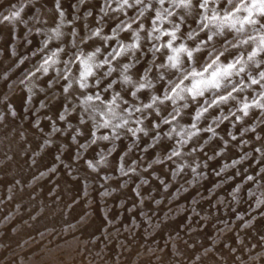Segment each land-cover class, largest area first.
<instances>
[{"label": "rangeland", "instance_id": "1", "mask_svg": "<svg viewBox=\"0 0 264 264\" xmlns=\"http://www.w3.org/2000/svg\"><path fill=\"white\" fill-rule=\"evenodd\" d=\"M41 1L42 0H0V41H2L5 45L3 48H0V61L3 63L8 60L6 64L3 63V65H6L5 70L0 71V84L6 83L8 77H10V79H12L10 84L13 86H11L13 89L10 87L8 92L10 94H14L18 89L19 84L25 80L26 76L36 74V72L38 73L42 70L43 63L51 60V64L47 66L48 71H43L47 74L46 77H44L42 81L35 83L33 85L34 87L31 86L28 90H26L25 93L20 96V98H17L15 102H17L18 107L21 108V110H19V120L24 118V121L21 120V122H26L28 129L30 130L31 137L33 139L46 138L47 143L44 145L43 150H46V153L48 154V163H50L49 166L59 165L60 167V170L53 171L54 174L52 173V175H49L47 177L48 180L46 179V181L51 182L54 176L61 174V179H64V182L61 184L64 191L58 190L56 193L60 196H65L73 192L75 193L73 196H77V198L74 201L76 203L73 202L70 205H66L64 209L62 208L58 211L59 224H57V221L55 223L56 216L58 215H55L54 219H51L54 220V222H52L53 224L48 225L40 223L42 214L40 216L38 215L39 218L37 217V221H32V217L30 218V216L27 215L28 217L25 216L22 219V228H15L14 226L18 224L17 220L20 219L19 217L21 213L25 210H29L31 204H28L29 202H25V204L21 207V204H15L16 202L18 203L19 196L10 197L8 195L2 196L0 194L1 233L7 228L12 229L10 234H7L6 237L0 239V245L9 246L10 254H17L28 248L32 243H37L38 241L40 243L38 248L39 253H37L38 250L36 251V255H39L38 257L33 256L32 258V256L29 255L27 256L28 258L26 257L23 262L18 264H96L97 260L100 259L103 254V247H106L108 250L116 249V252L118 253H121L120 250L122 249L123 254L121 255L122 258L125 259L128 255L133 253L136 258L139 257V259H141L139 261H146L144 263L149 264V262L153 259L147 256L150 251H152L153 247L147 246V243L150 241L152 235H155L158 232V229L154 228V225L152 226L150 223V220L153 218L172 226L179 227V229L177 228L179 231L186 229L190 232L195 229L194 223H196L197 220L203 216L202 214H205L208 209L213 212V215L218 214L219 216L214 215L215 219H210L206 223L205 229L208 230H210L214 224L220 223L219 220H226V222L230 221L228 223L234 225L237 224V222L240 224V221L243 220L253 219L256 218V216L259 217V215L264 216V199L262 204H257V196H255L253 192L251 193V185L247 188L248 190H245L246 192H241V196L236 193L237 190L235 189L237 188L240 180L247 178V176L245 178L244 176L246 172L250 171L248 170L250 169L248 165L249 161H251V164L254 162L252 166H255L253 169L255 171H252V173L259 175L260 172H264V79H261L259 74L264 68V44L260 43L262 38H264V34H262V36L259 35L260 39L255 42L253 41V43H251L252 45H249V48L247 46H243L248 45V43H243V41L247 40L248 34H246L245 31H243L242 34L238 33L239 26L243 28L245 24H242L241 21H244L245 17H248L249 15H253V18L251 17L253 26H257L264 21V14H261L258 8H255L256 10H252L251 14H249V12H244L241 9V6L245 4L246 0H231L233 3L229 2V0H207L206 4L205 0H191L192 3L188 5V11L183 13L188 6H182L180 0H140V2H137V0H128V4L126 5L124 0H108L110 3L107 2V0H93L94 2L92 0H60L61 4L70 9V13L71 11L72 14L74 13L76 19L64 24L65 26H58L55 25L52 18H45L46 12H50L49 9H54L52 6L50 7L47 4L54 3L56 0L42 1L46 3H42ZM103 1L104 4L106 3L105 5L103 4ZM114 2L117 6H114ZM16 5H18V8ZM201 5L204 6L202 7ZM206 7H208L207 16L204 14L205 11H207ZM20 8L21 17H12V13L15 9L18 10ZM129 8L130 10H128ZM102 9L104 12L108 11L114 14L108 17L102 16V24H105L104 28L108 29L109 25L113 23V29L115 30L114 33H117L113 34L111 33L112 30H109L106 32L103 40L98 42L96 37V43H92L90 40L91 30L89 29L90 27L87 28L89 23L88 20L93 16L99 17L103 13ZM237 9H239V11H237ZM91 10L92 12L89 13ZM219 10L223 12L226 11L225 13L228 16L231 14V18L233 17L234 21L229 19V24L225 26V23L227 24L228 22L222 20L223 22H221L220 25L212 27V17L216 16L217 11ZM134 11L136 13H134ZM146 11L149 13L147 19L149 21L146 23L147 25L142 47H135L136 49L133 47L130 48L133 44H129L127 48L128 51H126L125 56L127 58H132L135 66L139 67L141 65L145 74L149 77L151 75L150 78L153 79V77H157L154 79L157 83L154 80L153 82L141 81L140 83L141 85H144V87L140 88L137 83L134 82V79H132L133 75L131 74H133L134 71H130L129 76L131 75L130 77L133 81L132 83H129L130 85L127 89L128 96L124 97L125 106H121L122 110L119 111L117 109H111L110 112H107L111 115V118H108V116L105 115L106 113H102L97 109H91L89 111L91 112L90 116H88V118L83 122L73 123L71 120L66 121L64 117L60 115L63 113L52 107V100L60 96L63 101L67 100V98L73 100L67 105L68 107H65V114L67 117L73 114L76 110L75 106L77 104V95L75 93L74 85L71 84L74 83V80L69 81V75L72 70L73 72L74 70H77L74 69L75 67L73 63L87 55L89 52L88 47L90 46V43H92L93 45H91L90 51H92V56L94 58L92 65L95 75L87 79V88L81 89L80 86H78V89L85 92L89 87H94L93 89L95 90L98 88V92H103V81L107 78L117 85L120 81V76L117 74L118 69L116 67L120 62H122L121 60L124 59V56L115 55L118 53L117 50H119V48L117 49L116 47L118 44L116 39H119L122 30L125 29L127 18H131L132 22L136 23L143 17V14ZM5 17H8L10 20L5 19ZM158 17L160 18V21ZM11 18L14 19L12 20ZM35 18H38L39 21L35 20ZM5 21H9V24L6 25ZM230 22H233L235 26L233 27L231 25L233 23L230 24ZM67 24L70 25L67 26ZM123 26L124 28H121ZM49 28H54L53 34H59V37H63L62 41L60 40L61 53L58 55L55 54L56 52H51L50 50L49 52L45 48V46L49 43V36L45 31ZM74 28L76 29L74 30ZM16 29L18 32L15 31ZM174 31H176L175 40L177 43L183 41V46L187 45L186 42H191L197 36V38L204 36L207 39L205 41L206 45L201 47L200 45L190 48L185 46L193 52V57L189 59L186 53H180V64L178 68H172L170 66L168 57L174 55V53L173 51L171 52L169 48H166V45L171 39V36L169 35L166 37V33H172ZM14 34H16V36H13ZM211 34H221V37L220 35L219 37L218 35L216 36V39L219 38L218 42L221 44H218L217 40L212 41L210 39V42L208 37L211 36ZM214 35H212V37ZM41 37L45 38L43 39ZM189 37H191V39ZM12 42H14V46H12ZM205 42H203V44H205ZM258 43L261 45L259 46ZM211 44H213V46L216 44V46L213 47ZM210 46L212 47L209 48ZM195 48L199 49V53ZM217 48L218 51H215ZM246 48H249V50ZM1 49H3V51ZM97 49H100V51L97 52ZM107 53L109 54L108 56ZM253 53H255L254 56ZM218 56L220 59L217 62H220L222 59L220 63L222 65L233 64L239 61L240 63L237 64V69L243 66L244 71L237 74V70L234 69L232 76L229 77L227 81L223 82L224 86L220 89H206L204 91V95L200 97H193L187 91H180V88L187 89L192 87V83L190 86H187V83L182 84V82L180 83L179 81L182 75V77H185V70H192V68L196 66L199 61H201V57L202 59H205L203 60L205 68H208V65L216 60ZM250 56H252L251 60L249 59ZM52 61H55V63H52ZM130 66H132L131 63ZM214 67L215 65H213V68ZM208 70L211 72L213 69L208 68ZM79 73L80 72L77 73L78 76ZM53 75L57 76V80L61 86L65 85L67 81L71 83L66 91H61L62 95L58 89L51 88L49 89L50 92L48 93V96H46L44 94L46 93V88L52 86L49 76L52 77ZM208 75L209 72L203 78H206ZM253 79L257 80L258 83L252 84ZM177 84H180V88H176ZM135 87H137V89ZM222 88L224 90H222ZM233 88H235V91H233ZM33 89L35 90L33 91ZM173 89H175V92ZM30 92H33V96ZM131 92L138 94L137 97H130ZM229 92H231V97L227 101L220 102V95L227 96ZM239 92L241 94L237 95ZM242 92L245 93L242 94ZM151 93L156 95L155 100L154 98L149 99L152 95ZM176 93H179V96ZM40 95L42 97L44 96V98ZM166 96H170L172 99L166 100ZM180 96H182L183 99L192 97L191 99L193 100L195 106L194 108L188 109L190 112L189 117L185 116L186 113L184 112V110H187L186 100H180ZM152 97L154 96L152 95ZM199 98H201L202 102L205 104H201V101H198ZM36 99H38V106L35 108L34 104H37ZM132 100L139 103L138 110L141 113L136 112L135 109L126 108V106L131 107L130 103ZM91 101L94 102V100ZM181 101H183V103ZM111 102H101V104L105 105L107 103L110 106ZM149 104L152 105L151 108L146 107V105ZM245 104L249 106L246 110V114L243 110ZM24 108L25 112L27 111L26 113L24 112ZM205 109H207V111H204ZM129 110H132V112ZM198 111L203 112L202 115L199 116V119L197 118ZM40 113L43 115L41 116ZM101 113L104 114L105 117H103ZM21 114H24L23 118H21ZM139 115H142V118ZM144 115H146L147 118ZM123 117L125 119H123ZM122 120L124 122L123 124L122 122L120 123ZM138 121L141 123H138ZM165 121L168 123H165ZM132 122H135L136 124H133ZM130 123L132 126H130ZM92 124H94V126H92ZM34 125L36 128L33 127ZM121 132H123V134H121ZM104 136H107L108 139L104 140L102 138ZM261 136L263 138H261ZM183 140L185 142H183ZM96 142L99 145L97 147L95 146ZM103 150H107L105 152L106 154H103ZM177 154L178 157H176ZM260 156L263 161L259 162L253 160L255 157V159H258ZM63 171L66 172L65 175ZM198 175L201 176L197 178ZM236 178L237 182H235ZM70 180L72 185L69 184ZM32 181L35 185L37 183H42L44 180L39 176L33 175ZM226 184L229 185V189L225 193V195L228 193L226 195L227 198L223 199L220 194H223L222 190L225 189L224 186ZM238 196L239 199L237 200ZM234 197L238 204L235 199L233 200ZM21 198L22 197L20 196L19 200ZM251 198L252 200L249 201ZM242 201L243 203L248 201L250 202V204L247 203V205L249 204L248 207L247 205H244L247 212L244 209L245 207L240 208L239 206ZM251 204L252 206H250ZM54 205V203L50 204L51 208H54ZM252 207H255V209ZM176 208L177 211L180 210V213L173 212ZM108 209H110V212ZM108 212L109 216H107ZM231 212L232 215H230ZM255 212H257V215ZM66 214L70 216L66 218L67 220L64 218ZM90 214H97L95 215L94 221L92 217L93 215L91 216ZM228 214L230 216H228ZM246 214L249 219L246 217ZM223 215L225 219L224 217H221ZM238 215H244V219H240ZM227 216L230 217V219ZM237 216V220L239 219L238 221L236 220ZM77 217L80 219L78 220ZM43 218L44 216L41 219ZM126 221L128 224H126ZM87 224L89 226H87ZM242 224L244 225V223ZM63 227L73 228L71 234L67 235L70 239L67 238V236H64L66 231H62ZM87 227H90L91 230ZM244 227L245 226H243L244 230L250 229V227ZM14 229H16V231ZM159 231L161 232V229ZM88 232L89 234L94 235L89 244H86V247L83 245L85 248L81 246L76 249L72 244V239L78 238V235L79 237L82 235H88ZM119 234H122L121 239L123 240L117 238ZM1 235L4 236L3 233ZM104 236L106 238L103 240L102 237L104 238ZM221 237L223 236H219V238L217 237V241L221 242ZM119 240H121V243H119ZM60 246H62V249ZM54 247L56 248L54 249ZM85 249L90 250L84 258L82 253ZM51 250H57L54 254L57 253L56 256L59 255L61 261L58 256L56 258L53 253H51ZM68 250H71V252ZM43 252H46L48 255L46 253L44 255ZM63 252H66V254ZM142 256H146L150 261H147V259ZM118 259L121 258L118 257ZM58 260L59 262H57ZM134 260L135 259H133V262ZM133 262L131 261V264H133ZM152 262L155 263V261H151L150 263ZM103 264H108V262H104Z\"/></svg>", "mask_w": 264, "mask_h": 264}, {"label": "bare ground", "instance_id": "2", "mask_svg": "<svg viewBox=\"0 0 264 264\" xmlns=\"http://www.w3.org/2000/svg\"><path fill=\"white\" fill-rule=\"evenodd\" d=\"M11 1V0H9ZM13 1V0H12ZM44 1V0H42ZM41 1V2H42ZM46 1H49V0H46ZM52 1V0H50ZM91 1V0H90ZM93 1V0H92ZM146 1V0H145ZM153 1V0H152ZM168 1V0H167ZM209 1V0H208ZM36 2V1H35ZM61 1L60 0H56L54 3H50V4H47L49 5L50 7L52 6L54 9H49L50 12H46L45 14V18L47 19H50L52 18L55 25H58V26H61V25H64L66 23H69V21H72L73 19H76V17L74 16V13L72 14V11L70 13V9H68V7H66L65 5L61 4L60 3ZM94 2V1H93ZM107 2H109L107 0ZM255 2V0H246L245 4H243L241 6V9L245 12V9L250 7L253 3ZM37 3V2H36ZM42 3H46V2H42ZM110 3V2H109ZM192 3V2H191ZM233 3V2H231ZM73 4V3H71ZM101 4V3H100ZM103 4H104V1H103ZM102 4V5H103ZM106 4V3H105ZM104 4V5H105ZM124 4V3H123ZM170 4V3H169ZM194 4V3H193ZM221 4V3H220ZM219 4V5H220ZM115 2H114V6H115ZM126 5V4H125ZM143 5V4H142ZM231 5V4H230ZM17 8H18V5H16ZM38 6V5H37ZM36 6V7H37ZM108 6V5H107ZM117 6V5H116ZM129 6V5H128ZM127 6V7H128ZM148 6V5H147ZM162 6V5H161ZM165 6V5H164ZM208 6V5H207ZM221 6V5H220ZM219 6V7H220ZM48 7V6H47ZM74 7V6H73ZM76 7V6H75ZM120 7V6H119ZM218 7V6H217ZM233 7V6H232ZM38 8V7H37ZM101 8V7H100ZM103 8V7H102ZM188 8L189 6L185 9V11L183 13H186L188 11ZM207 8V11H205V15L207 16L208 15V7ZM110 9V8H109ZM121 9V8H120ZM149 9V8H148ZM168 9V8H167ZM182 9V8H180ZM220 9V8H219ZM232 9V8H231ZM257 9V8H256ZM256 9H253V10H256ZM86 10V9H85ZM103 10V9H102ZM130 10V8L128 9ZM144 10V9H143ZM142 10V11H143ZM190 10V9H189ZM16 11H19L21 13V8L20 9H15L14 12ZM84 11V10H83ZM161 11V10H160ZM193 11V10H192ZM92 10L89 12L91 13ZM119 12V11H118ZM133 12V11H132ZM144 12V11H143ZM165 12V11H164ZM163 12V13H164ZM180 12V11H179ZM190 12V11H189ZM226 12V11H225ZM225 12L223 11H217L216 13V17H218V19L216 20H213L212 21V27L213 26H216V25H220L221 22H223L222 20L224 21H230L232 19V21H234L233 17L230 18V20H225L224 17L227 15ZM23 13V12H22ZM34 13V12H33ZM86 13V11H85ZM101 13V12H99ZM134 13H136L134 11ZM142 13V12H141ZM31 14V13H30ZM57 14V15H56ZM79 14V13H78ZM96 14V13H95ZM148 11H146L144 14H143V17L139 19L138 22L134 23L132 22L131 18H127L126 19V24H125V29L122 30L121 32V35H117L119 36V39H116V42L118 43L116 45L117 49L119 48V50H117V52H119L121 50V47L123 46L124 48H128V45L129 44H138L139 46L142 47V42H143V39H144V33L146 31V23L149 21L147 20L148 19ZM157 14V13H156ZM248 14V13H246ZM22 15V14H21ZM32 15V14H31ZM90 15V14H89ZM111 15H114L112 14L111 12H104L103 10V13L99 16V17H95L93 16L91 19L89 18L88 20V25H87V28H89L91 30V35H90V40L92 43L95 42V39L97 37L98 39V42L100 40H103L105 38V34L106 32H108L109 30H112L111 33L113 34H116L114 33V29H113V23H111L108 27V29L104 28L105 24L103 25V18L102 16L104 17H108V16H111ZM135 15V14H134ZM159 15V14H158ZM177 15V14H176ZM34 16V14H33ZM42 16V15H41ZM131 16V15H130ZM156 16V15H155ZM173 16V15H172ZM187 16V15H186ZM203 16V15H202ZM228 16V15H227ZM236 16V15H235ZM234 16V17H235ZM21 17V16H20ZM26 17V16H25ZM37 17V16H35ZM40 17V16H39ZM38 17V18H39ZM50 17V18H48ZM55 17V18H54ZM74 17V18H73ZM79 17V16H78ZM77 17V19H78ZM253 18V15L251 16ZM29 18V17H28ZM32 18V17H31ZM38 18L35 20H38ZM44 18V19H45ZM124 18V17H123ZM137 18V17H136ZM159 18V17H158ZM237 18V17H236ZM251 18V19H252ZM12 19V18H11ZM14 19V18H13ZM12 19V20H13ZM17 19V18H16ZM21 19V18H20ZM46 19V20H47ZM51 19V20H52ZM113 19V18H112ZM177 19V18H176ZM10 20V19H8ZM41 20V19H40ZM119 20V19H118ZM124 20V19H123ZM156 20V19H155ZM244 20V19H243ZM18 21V20H17ZM39 21V20H38ZM44 21V20H43ZM52 21V23H53ZM84 21V20H83ZM136 21V20H135ZM159 21H160V18H159ZM175 21V20H173ZM24 22V20H23ZM85 22V21H84ZM87 22V21H86ZM118 22V21H117ZM165 22V21H164ZM13 23V22H12ZM25 23V22H24ZM51 23V22H50ZM121 23V22H120ZM157 23V22H156ZM169 23V22H168ZM173 23V22H172ZM171 23V24H172ZM193 23V22H192ZM225 23V22H224ZM233 23V22H230V24ZM244 26L243 28H241L239 26V29H238V33L239 34H242L243 31L246 32V34H248V38H247V43L248 45H243V46H247L249 47V45L251 46L253 43V41L255 42L256 40L260 39V36H262V34H264V21L260 24H258L257 26H253V22L252 23H247V22H244ZM5 24H9V21H5ZM43 24V23H42ZM76 24V23H75ZM74 24V26H75ZM107 24V23H106ZM229 22L226 24L225 23V26L228 25ZM27 25V24H26ZM33 25V24H32ZM70 25V24H67V26ZM232 25V24H231ZM230 25V26H231ZM238 25V23H237ZM15 26V24H14ZM65 26V25H64ZM77 26V25H76ZM173 26V25H172ZM176 26V24H175ZM174 26V28H175ZM29 27V26H27ZM165 27V26H164ZM168 27V26H167ZM72 28V27H71ZM121 28H124L121 27ZM163 28V27H162ZM170 28V27H169ZM173 28V27H172ZM223 28V27H222ZM39 29V28H38ZM45 29V28H44ZM54 29V28H53ZM53 29L49 28L47 31V34L49 36V43L45 46L46 50L47 51H53V52H56L55 54H59L61 53V44H60V40L62 41V36H58L59 34H53ZM76 28H74L75 30ZM116 29V28H115ZM171 29V28H170ZM229 29V28H228ZM226 29V30H228ZM25 30V29H23ZM119 30V29H118ZM161 30V29H160ZM164 30V29H163ZM230 30V29H229ZM15 31L18 32V30L16 29ZM186 31V30H185ZM78 32V31H76ZM120 32V30H119ZM170 32V31H169ZM176 32V31H174ZM97 33H99V35H97ZM110 33V32H109ZM154 33V32H153ZM162 33V32H161ZM199 33V32H198ZM220 33V32H219ZM157 34V33H156ZM186 34V33H185ZM41 35V34H40ZM46 35V34H44ZM212 35L214 34H211V37ZM218 35V34H217ZM217 35H214L212 37V41L213 40H217V42L219 41V38L216 39ZM220 37H221V34H219ZM218 35V37H219ZM233 35H234V32H233ZM245 35V34H244ZM260 35V36H259ZM13 36H16V34H14ZM19 36V35H17ZM108 36V34H107ZM112 36V35H110ZM161 36V35H160ZM202 36V35H201ZM231 36V35H230ZM27 37V36H26ZM39 37V36H38ZM46 37V36H45ZM44 37V38H45ZM155 37V36H154ZM167 37V35H166ZM198 37V36H197ZM195 38L194 40H192L191 42H186L187 45L185 46H188V48L190 47H193L196 45H200L203 46V45H206V38L204 36L200 37V38ZM17 38V37H15ZM14 38V39H15ZM29 38V37H28ZM43 38V37H41ZM40 38V39H41ZM43 38V39H44ZM160 38V37H158ZM183 38V37H182ZM234 38V37H233ZM109 39V38H108ZM112 39V38H111ZM48 40V39H47ZM168 40V39H167ZM180 40V39H179ZM184 40V39H183ZM232 40V39H231ZM210 41V40H209ZM11 42V40H10ZM26 42V41H25ZM106 42V41H105ZM130 42V43H129ZM169 42L172 43V46L173 48H179L182 44H183V41H181L180 43L176 40H172V38L169 40ZM168 42V43H169ZM203 42H205V44H203ZM208 42V41H207ZM211 42V41H210ZM232 42V41H231ZM242 42V41H241ZM14 42H12V46H14L13 44ZM92 43H90V46L88 47V53L86 56L82 57L81 59L77 60L76 62H74V69H77V70H72V72L70 73L69 75V81L71 80H74V83H71L72 85H74V88H75V93L77 95V104H76V110L73 112V114H71L69 117H67V115L65 114V107L70 103L72 102L73 100L70 99V98H67V100H62L61 99V96L52 100V107L54 109H56L57 111H61V113L63 114H60L64 117V119L66 121H73L74 122H83L84 120H86L88 118V116H90V113L89 112L91 109L94 110V109H97V110H100L102 113H106L105 115L108 116V118L111 116L110 113H107V112H110L111 109H117V110H122L121 106L124 107L125 104H124V97L125 96H128L127 93V89L129 87V83H132V79H134V82L137 83V85L141 88V81H149V82H153V80L157 77H150L147 76L143 70V67L140 65L139 67L135 66L134 62L132 61V58H127L125 55H126V51L123 52L121 55L124 56V59H120L122 62H120L118 64V66L116 67L118 70H117V74H119L120 76V81L117 85H115V83L111 82L108 78L105 79L103 81V89L104 91L101 92V91H97V89H93L91 87L88 88V90H86L85 92L83 90H79L78 89V86L80 84V74L81 72L83 71V65L81 64V61L82 60H85L87 59L89 56H92V51L91 50V45H93ZM96 43V42H95ZM229 43V42H227ZM246 43V44H247ZM261 43V42H260ZM10 44V43H9ZM10 44V45H11ZM38 44V43H37ZM99 44V43H98ZM104 44V43H103ZM121 44V45H120ZM185 44V42H184ZM218 44H221L220 42H218ZM25 45V44H24ZM27 45V44H26ZM213 46V44H211ZM259 45V43H258ZM261 45V44H260ZM259 45V46H260ZM5 45L2 41H0V48H3ZM23 46V45H22ZM100 46V45H99ZM98 46V47H99ZM208 46V45H207ZM212 46H210L209 48H211ZM216 46V44H215ZM213 46V47H215ZM223 46V45H222ZM11 47V46H10ZM63 47V46H62ZM221 47V46H220ZM22 48V47H21ZM27 48V47H26ZM101 48V47H100ZM115 48V47H114ZM131 48V47H130ZM167 48V47H166ZM223 48V47H222ZM250 48V47H249ZM249 48L247 50H249ZM12 49V48H11ZM87 49V48H86ZM136 49V48H135ZM164 49V48H163ZM196 49V48H195ZM224 49V48H223ZM260 49V48H259ZM258 49V50H259ZM3 51V49H1ZM71 50V49H70ZM132 50V49H131ZM146 50V49H145ZM152 50V48H151ZM171 52H172V49H170ZM222 50V49H221ZM255 50V49H254ZM257 50V52H258ZM49 51V52H50ZM94 51V50H93ZM113 51V50H112ZM115 51V50H114ZM128 51V50H127ZM214 51V50H213ZM215 51H218V48L215 50ZM45 52V51H44ZM136 52V51H135ZM139 52V51H138ZM247 52V51H246ZM130 53V51H129ZM199 53V52H198ZM214 53V52H213ZM5 54V53H4ZM49 54V53H48ZM72 54V53H71ZM97 54V53H96ZM110 54V52H109ZM107 53V56L109 55ZM136 54V53H135ZM139 54V53H138ZM163 54V53H162ZM209 54V52H208ZM106 55V54H105ZM116 55V54H115ZM128 55V54H127ZM164 55V54H163ZM206 55V53H205ZM204 55V56H205ZM14 56V55H13ZM145 56V55H144ZM203 56V57H204ZM106 57V56H105ZM135 57V56H134ZM137 57V56H136ZM122 58V57H121ZM195 58V57H194ZM200 58V57H199ZM9 59V58H7ZM17 59V58H16ZM32 59V58H31ZM30 59V60H31ZM69 59H70V56H69ZM107 59V58H106ZM105 59V60H106ZM18 60V59H17ZM94 60V58H93ZM92 60V61H93ZM136 60V59H135ZM196 60V59H195ZM203 60L205 59H202L201 57V61H199L196 66H194L192 68V70H185L186 72V75L188 77V79H184V77L181 76V78L179 79L180 83L182 82V84H185L187 83V86H190L191 83H193L195 80L197 79H201V77H193L191 75V73L193 71H196V72H202L203 73V77L205 75H207V73L210 71L208 70V72L206 73L204 71L205 69V66L203 63ZM222 60V59H221ZM221 60L220 62H217V63H221ZM225 60V58H224ZM223 60V61H224ZM235 60V59H233ZM247 60V59H246ZM8 61V60H7ZM6 61V62H7ZM11 61V60H10ZM13 61V60H12ZM51 60H48V63L46 64L45 62L43 63L42 65V70L39 71L38 73L36 72V74H32V75H29V76H26L25 77V80H23L20 84H19V87L18 89L16 90V92L14 94H10L8 92V89L12 86L10 83H11V80L10 77H8V80L6 83H2L0 84V194L2 196H12V197H15V196H21L22 198L19 200V197H18V203L16 202L15 204L18 205V204H21V207L23 204H25V202H29L28 204H31V207L29 210H25L23 213H21L20 215V219L17 220L18 224L15 225L14 227L15 228H19L21 227V223L23 222V218L25 216H30V218L32 217V221H37V219L39 218V216L42 214V217L44 216L43 219L40 218V223L41 224H44V225H48V224H53L52 222H54V220H51L52 218L54 219V216L55 215H58L56 216V220H55V223L57 221V224H59V214H58V211L61 210L62 208L64 209L66 205H70L72 204L77 196H73L75 193H70L68 195H65V196H60L58 193V190H61V191H64L62 189V186L61 184L64 182V179L62 180L61 179V174H57L56 176H54L52 178V181L51 182H48L46 181L47 177L49 175H52L53 171H59L60 170V167L59 165H55V166H49L50 163H48V154L46 153V150L44 151L43 150V147L44 145L47 143V140L46 138H37V139H33L30 135V130L28 129V126L26 124V122H21V120H23V115L24 114H21L23 119H20L19 120V116H20V111L21 108L18 107V104L16 101L17 98H20V96H22L26 90H28L31 86H33L35 83H37L38 81H42L44 77H46V73L43 72L44 68L51 64L50 62ZM67 61V59H66ZM91 61V63H92ZM107 61V60H106ZM6 62L4 61L3 63L6 64ZM14 62V61H13ZM12 62V63H13ZM69 62V61H68ZM67 62V64H68ZM94 62V61H93ZM132 64V66H130V63ZM3 63L0 61V71H4L5 70V67L6 65H3ZM70 63V62H69ZM101 63V62H100ZM223 63V62H222ZM10 65V64H9ZM12 65V64H11ZM107 65V64H106ZM127 65V67H125ZM222 65V64H221ZM66 66V65H65ZM96 66V64H95ZM191 67V66H190ZM264 67V66H263ZM159 68V67H158ZM64 69V68H63ZM163 70V69H162ZM130 71H134L133 74V77L131 79V75L129 76V73ZM79 73V76L77 75V73ZM94 72V71H93ZM178 72V71H177ZM175 72V73H177ZM259 72V71H258ZM18 73V72H17ZM21 73V72H20ZM184 73V74H185ZM264 73V68L263 70L259 73ZM13 74H14V71H13ZM22 74V73H21ZM205 74V75H204ZM95 75V74H94ZM155 75V74H154ZM244 76V75H243ZM261 76V75H260ZM23 77V76H22ZM125 77H129L127 79L128 82H126L125 80ZM179 77V76H178ZM208 77V76H207ZM206 77V78H207ZM238 77V76H237ZM236 77V78H237ZM16 78V77H15ZM20 78V77H19ZM50 80L52 82V86L51 87H48L46 88L47 90L46 93H44L46 96H48V93L50 92L49 89L53 88V89H58L60 91V94L62 93L61 91L67 89L69 86H70V83L67 81L65 85H60L59 84V81L57 80V76L53 75L52 77H50ZM119 78V77H118ZM104 79V78H103ZM15 80V79H14ZM13 80V81H14ZM22 80V79H21ZM99 80V79H98ZM157 80V79H156ZM261 80V79H260ZM18 81V80H17ZM20 81V80H19ZM155 81V80H154ZM177 81V80H176ZM90 82V81H89ZM94 82V81H93ZM157 83V81H155ZM160 82V81H159ZM234 82V81H233ZM263 82V81H262ZM14 83V82H13ZM91 83V82H90ZM189 83V84H188ZM232 83V82H231ZM59 84V85H58ZM149 84V83H148ZM15 85V84H14ZM99 85V84H98ZM136 85V86H137ZM18 86V85H17ZM88 86V85H87ZM235 86V85H234ZM13 87V86H12ZM11 87V88H12ZM34 87V86H33ZM138 87V88H139ZM87 88V87H86ZM137 89V87H135ZM239 88V87H238ZM13 89V88H12ZM45 89V88H44ZM35 89H33L34 91ZM135 90V89H134ZM222 90H224L222 88ZM44 91V90H43ZM241 91V90H240ZM14 92V91H13ZM12 92V93H13ZM137 92V91H136ZM31 95L33 96V92H30ZM37 93V92H35ZM245 92H242V94H244ZM248 93V91H247ZM28 94V93H27ZM39 94V93H38ZM154 97H152V95L150 96L149 99H153V98H156V95L154 93H151ZM186 94V93H185ZM241 94L240 92L237 94L239 95ZM26 95V94H25ZM62 95V94H61ZM131 96L130 97H137L138 94L136 93H133L131 92L130 94ZM146 95V94H145ZM41 96V95H40ZM58 96V95H57ZM88 96H92V100H94V102H92L91 100L89 101L87 99ZM140 96V95H139ZM138 96V98L140 99V97ZM189 96V95H187ZM27 97V95H26ZM31 97V96H30ZM42 97V96H41ZM200 97V96H199ZM44 98V96L42 97ZM63 98V97H62ZM192 97H188V98H185V99H180V100H186V105H187V110L190 109V108H194L195 104L193 102V100L191 99ZM132 99V98H131ZM27 100V99H26ZM51 100V99H50ZM205 100V99H203ZM31 101V100H30ZM37 101V104L35 103V108L38 106V99H36ZM44 101V100H43ZM42 101V102H43ZM111 102L110 106L109 104H105V105H102L101 102L105 103V102ZM198 101H201V104H205L202 102L201 98H199ZM198 101H197V104H198ZM207 101V99H206ZM33 102V101H31ZM47 102V101H46ZM90 102V103H89ZM141 102V101H140ZM183 103V101H181ZM51 103V101H50ZM49 103V104H50ZM151 103V102H150ZM167 103V102H166ZM178 103V101H177ZM33 104V103H32ZM42 104V103H41ZM48 104V105H49ZM142 104V103H141ZM165 104V103H164ZM179 104V103H178ZM26 105V104H25ZM46 105V104H45ZM124 105V106H123ZM131 107H127L126 108H129V109H135L136 112H140L138 110V105L139 103H136L135 101H131L130 103ZM176 105V104H175ZM41 106V105H39ZM25 107V106H24ZM68 107V106H67ZM110 107V108H109ZM186 107V106H185ZM184 107V108H185ZM34 108V107H33ZM51 108V107H50ZM179 108V106H178ZM201 108V107H200ZM34 110V109H32ZM39 110V108H38ZM184 110V112L186 113L185 116H190V112L189 110ZM53 111V110H52ZM116 111V110H115ZM128 111V110H127ZM130 111V110H129ZM180 111V109H179ZM24 112H25V108H24ZM27 112V111H26ZM25 112V113H26ZM34 112V111H33ZM37 112V110H36ZM93 112V111H92ZM125 112V111H124ZM132 112V110L130 111ZM134 112V111H133ZM148 112V111H147ZM189 112V113H188ZM43 113V112H42ZM52 113V112H51ZM71 113V112H70ZM97 113V112H96ZM101 113V114H102ZM141 113V112H140ZM203 112H199L198 111V114L199 116L202 115ZM34 114V113H33ZM37 114V113H36ZM41 114V113H40ZM46 114V113H45ZM68 114V113H67ZM99 114V113H98ZM138 114V113H137ZM29 115V114H28ZM43 114H41L42 116ZM103 117H105L104 114H102ZM133 115V114H131ZM147 115V114H146ZM146 115H144L146 117ZM92 116V115H91ZM115 116V115H114ZM140 116V115H139ZM142 116V115H141ZM140 116V117H141ZM184 116V115H183ZM27 117V116H26ZM39 117V116H38ZM138 117V118H140ZM144 117V118H145ZM221 117V116H220ZM224 117V116H223ZM61 118V117H60ZM107 118V117H106ZM107 118V120H108ZM111 118V117H110ZM113 118V116H112ZM142 118V117H141ZM147 118V117H146ZM219 118V117H218ZM225 118V117H224ZM26 119V118H25ZM34 119V118H33ZM32 119V120H33ZM100 119V118H98ZM116 119V118H115ZM123 119H125L123 117ZM134 119V118H133ZM37 120V119H36ZM105 120V119H104ZM111 120V119H110ZM215 120V119H214ZM221 120V118H220ZM24 121V120H23ZM114 121V120H113ZM117 121V120H116ZM126 121V120H125ZM128 121V120H127ZM140 121V120H139ZM138 123H141L139 122ZM142 121V120H141ZM104 122V121H103ZM110 122V121H109ZM122 122V124L124 123L123 120L120 121V123ZM20 123V124H19ZM39 123V122H38ZM118 123H119V119H118ZM133 123V122H132ZM135 123V122H134ZM133 123V124H134ZM107 124V122H106ZM131 124V123H130ZM136 124V123H135ZM193 124H194V121H193ZM38 125V124H37ZM50 125V124H49ZM60 125V124H59ZM66 125V124H65ZM102 125V124H101ZM121 125V124H120ZM139 125V124H138ZM39 126V125H38ZM92 126H94V124H92ZM104 126V125H103ZM123 126V125H122ZM132 126V124L130 125ZM34 128H36V126L34 125L33 126ZM101 127V126H100ZM38 128V127H37ZM138 128V127H137ZM142 128V127H141ZM74 129V128H73ZM255 129V128H254ZM117 130V129H116ZM138 130V129H137ZM264 132V131H263ZM262 132V134H263ZM55 134V133H54ZM71 134V133H70ZM121 134H123V132H121ZM187 135V134H185ZM264 135V134H263ZM262 135V136H263ZM261 136V138H263ZM79 137V136H78ZM120 137V136H119ZM183 137V136H182ZM184 138V137H183ZM50 140V139H49ZM54 140V139H53ZM90 141V140H89ZM190 141V140H189ZM232 141V140H231ZM183 142H185L183 140ZM187 142V141H186ZM49 143V142H48ZM181 143V142H180ZM51 144V143H50ZM48 144V145H50ZM96 147L99 146L98 143L96 142L95 143ZM117 144V143H116ZM80 145V144H79ZM187 145V144H186ZM256 145V144H255ZM181 146V145H180ZM254 146V145H252ZM176 147V146H175ZM179 147V146H178ZM255 147V146H254ZM178 149V148H177ZM107 150H103V154H106ZM120 151V150H119ZM176 153V152H175ZM174 153V154H175ZM181 153V151H180ZM163 154V153H162ZM229 154V153H228ZM119 155V154H118ZM230 155V154H229ZM109 157V156H108ZM173 157V156H172ZM171 157V158H172ZM176 157H178V154L176 155ZM258 157V155H257ZM256 158V157H255ZM253 159V160H256V161H263L262 157L260 156L258 159ZM112 159V158H111ZM236 159V158H235ZM241 161V160H240ZM91 162V161H90ZM89 162V163H90ZM248 162V161H247ZM257 164H259L258 162H256ZM237 164V163H236ZM246 164V163H245ZM254 164V162H252L251 164V161L248 162V165H249V168L248 172L245 173V176L244 178L247 176L246 179H243V180H240L238 183V186L237 188H235L237 191L236 193L240 196H241V192L245 191L248 187H250L251 189V193L253 192V194L255 196H257V204H262L263 202V199H264V172H260L259 175H256L255 173H252V171L254 172L255 170H253L255 168V166L253 167L252 165ZM256 165V164H255ZM263 165V163H262ZM49 168H47V167ZM251 166H252V170H251ZM259 167V166H258ZM241 169V168H240ZM246 170H247V167H246ZM264 170V169H263ZM261 170V171H263ZM244 171V170H243ZM242 171V172H243ZM258 172V171H257ZM64 175L66 174V172H64ZM248 173V174H247ZM54 174V173H53ZM179 174V173H178ZM258 174V173H257ZM35 175V176H39L40 178H42L44 181L42 183H37L34 185V182L32 181V176ZM63 175V174H62ZM256 175V176H255ZM201 176V175H198L197 178ZM48 180V179H47ZM237 182V178H236V181ZM69 183V181H68ZM71 184V180H70V183ZM72 185V184H71ZM66 186V185H65ZM225 189L222 190L223 194H220L221 198L223 199H226V194L225 193L227 192V190L229 189V185L226 184L225 186ZM83 188V187H82ZM217 188V187H216ZM215 188V190H216ZM73 189V188H72ZM143 189V187H142ZM248 190V189H247ZM143 191V190H142ZM67 192V191H66ZM220 192V190H219ZM221 192V193H222ZM246 192V191H245ZM77 193V192H76ZM213 193V192H211ZM250 193V194H251ZM145 194V193H144ZM170 194V193H169ZM246 194V193H245ZM64 195V194H63ZM77 195V194H76ZM79 195V194H78ZM80 196V195H79ZM78 196V198H79ZM229 196V195H228ZM9 198V197H8ZM103 198V197H102ZM165 198V197H164ZM202 198V196H201ZM85 199V198H83ZM154 199V198H153ZM156 199V198H155ZM169 199V198H168ZM235 199V197L233 198V200ZM239 199V196L237 198V200ZM7 200V199H6ZM5 200V201H6ZM236 200V199H235ZM237 200H236V203H237ZM243 200V199H242ZM246 200V199H245ZM244 200V201H245ZM252 198L249 200L251 201ZM214 201V200H213ZM228 201V200H227ZM246 202V203H242L239 205L240 208H244L245 206L244 205H247V203L250 204V202ZM13 202V201H12ZM196 202V201H195ZM54 203V208H51L50 204ZM76 203V202H74ZM191 203V202H190ZM197 203V202H196ZM256 203V202H255ZM5 204V203H4ZM87 204V203H86ZM179 204V202H178ZM184 204V203H183ZM208 204V203H207ZM206 204V205H207ZM210 204V203H209ZM238 204V203H237ZM248 204V205H249ZM99 205V204H98ZM191 205V204H190ZM213 205V204H212ZM247 205V207H248ZM11 206V205H9ZM14 206V205H13ZM74 206V205H73ZM179 206V205H177ZM252 206V204L250 205ZM249 206V208H250ZM254 206V205H253ZM161 207V206H160ZM180 207V206H179ZM190 207V206H189ZM194 207V206H193ZM204 207V206H203ZM232 207V206H231ZM257 207V206H255ZM255 207H252L255 209ZM10 208V207H9ZM163 208V207H162ZM239 208V207H238ZM23 209V208H22ZM159 209V208H158ZM179 209V208H178ZM182 209V208H181ZM187 209V208H186ZM202 209V207H201ZM208 209V208H207ZM245 211H246V207L244 208ZM259 209V208H258ZM263 209V208H262ZM70 210V209H69ZM172 210V209H171ZM183 210V209H182ZM181 210V211H182ZM197 210V209H196ZM215 210V209H214ZM220 210V209H219ZM248 210V209H247ZM253 210V209H252ZM252 210H249V211H252ZM257 210V209H256ZM255 210V211H256ZM71 211V210H70ZM108 211L110 212V209H108ZM180 211V210H179ZM177 211V208L175 211L173 212H179ZM192 211V210H191ZM195 211V210H194ZM209 211V212H208ZM208 211L206 210V213L202 214L201 218L197 220L195 224V229L194 230H191L190 232H188L186 229H184L183 231H179V227H175V226H172L170 224H167V223H164L162 221H159L157 219H152L150 220V223L151 225L153 226L154 225V228H157L158 229V232L157 234L155 235H152L150 241L147 243V246H151L153 247L152 248V251H150V253L148 254L147 257L153 259L151 261H155V263H150L151 261L147 259L146 256H142L143 258L145 257L147 259V261H150L149 264H264V216L262 215H259V217L256 216V218H253V219H249L247 217V214H246V217L249 219V220H243V221H240V224L237 222V218L238 216L236 217V220H234L235 222H237V224H230L228 222L230 221H227L224 220V221H220V223L218 224H214L210 230L208 229H205V225L206 223L210 220V219H215L214 214L213 215V212L210 211L208 209ZM218 211V210H217ZM264 211V210H263ZM82 212V211H81ZM105 212V211H103ZM109 212L107 214V216H109ZM155 212V211H154ZM215 212V211H214ZM220 212V211H219ZM230 212V211H229ZM228 212V213H229ZM247 212V211H246ZM254 212V210H253ZM252 212V213H253ZM89 213V212H88ZM157 213V212H156ZM180 213V212H179ZM194 213V212H192ZM216 213V212H215ZM238 213V212H237ZM236 213V214H237ZM251 213V214H252ZM20 214V213H19ZM87 214V213H86ZM169 214V213H168ZM239 214V213H238ZM244 214V213H243ZM255 214L257 215V212H255ZM39 215V216H38ZM85 215V214H84ZM91 215V214H90ZM89 215V216H90ZM93 215V216H92ZM91 216L93 217V221L95 219V215L97 214H92ZM103 215V214H102ZM155 215V214H154ZM167 215V214H166ZM232 215V212L231 214ZM228 214V216H230ZM235 215V214H234ZM245 215V214H244ZM239 216L240 219H244L243 216ZM10 216V214H9ZM27 216V217H28ZM80 216V215H79ZM218 216V214L216 215ZM227 216V217H228ZM249 216V215H248ZM26 217V218H27ZM38 217V218H37ZM70 217L68 214L65 215V219ZM83 217V216H82ZM219 217V216H218ZM221 217H224L221 216ZM226 217V218H227ZM233 217V216H232ZM242 217V218H241ZM250 217V216H249ZM63 218V219H64ZM73 218V216H72ZM78 220L80 219L79 217H77ZM85 218V217H83ZM99 218V217H98ZM105 218V217H104ZM142 218V217H141ZM230 219V217H228ZM9 219V218H8ZM74 219V218H73ZM91 219V217H90ZM139 219V218H138ZM137 219V220H138ZM144 219V218H143ZM218 219V218H216ZM225 219V217H224ZM257 219V220H255ZM27 220V219H26ZM30 220V219H29ZM67 220V219H66ZM86 220V219H85ZM105 220V219H104ZM134 220V219H133ZM136 220V221H137ZM185 220V219H184ZM228 220V219H227ZM28 221V220H27ZM84 221V220H83ZM101 221V220H100ZM129 221V220H128ZM132 221V219H131ZM218 221V222H219ZM232 221V220H231ZM6 222V221H5ZM16 222V223H17ZM39 222V221H38ZM97 222V221H96ZM127 222V221H126ZM125 222V223H126ZM133 222V221H132ZM162 222V223H160ZM182 222V221H181ZM217 222V221H216ZM244 223V225L242 223ZM90 223V222H88ZM118 223V222H117ZM135 223V222H134ZM164 223V224H163ZM174 223V222H173ZM27 224V223H26ZM77 224V223H76ZM86 224V223H85ZM84 224V225H85ZM91 224V223H90ZM94 224V223H93ZM98 224V223H97ZM122 224V222H121ZM128 224V222L126 223ZM130 224V223H129ZM184 224H187V223H184ZM29 225V224H28ZM39 225V224H38ZM96 225V223H95ZM123 225V224H122ZM132 225V224H131ZM174 225V224H173ZM175 225H176V222H175ZM24 226V225H23ZM78 226H79V223H78ZM87 226H89L87 224ZM93 226V225H92ZM130 226V225H129ZM179 226V224H178ZM243 226H247V227H250V229L248 230H244L243 229ZM26 227V226H25ZM29 227V226H28ZM41 227V226H40ZM56 227V226H54ZM86 227V226H85ZM97 227V226H96ZM99 227V226H98ZM122 227V226H121ZM124 227V226H123ZM169 227V228H168ZM183 227V226H182ZM181 227V228H182ZM244 227V228H245ZM2 228V227H1ZM0 228V239H3L4 237L7 236V234H10L11 233V230L12 229H5L2 233L4 234V236H2L1 234V231L2 229ZM13 228V227H12ZM22 228V227H21ZM42 228V227H41ZM49 228V227H48ZM90 229V227H87ZM131 228V227H130ZM129 228V229H130ZM178 228V229H177ZM61 229V227H60ZM76 229V228H75ZM81 229V228H80ZM98 229V228H97ZM102 229V228H101ZM161 229V232L159 231ZM189 229V228H188ZM243 229V230H242ZM16 231V229H14ZM46 230V229H45ZM84 230V229H83ZM86 230V229H85ZM91 230V229H90ZM95 230V229H94ZM14 231V232H15ZM62 231H66L65 232V235L64 236H67L68 234H71V232L73 231V228L71 227H67V228H62ZM77 231V230H76ZM93 231V230H92ZM130 231V230H129ZM20 232V231H19ZM59 232V230H58ZM91 232V231H90ZM102 232V231H101ZM78 233V232H77ZM84 233V232H83ZM93 233V232H92ZM108 233V232H107ZM74 234V233H72ZM95 234V233H94ZM132 234V233H131ZM51 235V234H50ZM96 235V234H95ZM104 235V234H103ZM121 235L122 234H119L117 236V238L121 239ZM43 236V235H42ZM74 236V235H73ZM93 234H89L88 232V235H82L81 237H79L78 235V238L76 239H72L73 242L72 244L74 245V247L77 249L80 248L81 246H85L86 244H89L90 240L93 238ZM219 236H223L221 237L222 241L219 242L217 241V237L219 238ZM76 237V235H75ZM97 237V236H96ZM124 237V236H123ZM61 238V237H60ZM67 238H69L67 236ZM106 237L104 236V238L102 237V239L104 240ZM125 238V237H124ZM127 238V237H126ZM59 239V238H58ZM70 239V238H69ZM97 239V238H95ZM128 239V238H127ZM61 240V239H60ZM102 240V242L104 243V241ZM123 240V239H121ZM119 240V243H121ZM111 241V240H110ZM42 242V241H41ZM71 242V241H70ZM101 242V241H100ZM114 242V241H113ZM54 243V242H53ZM115 243V242H114ZM4 244V243H3ZM17 244V243H16ZM31 244V243H30ZM68 244V243H67ZM113 244V243H112ZM111 244V245H112ZM19 245V244H18ZM43 245V244H42ZM45 245V244H44ZM48 245V244H47ZM63 245V244H61ZM40 246V243L39 241L37 243H32L28 248L20 251L19 253L17 254H10V247L9 246H4V245H0V264H18V263H21L23 262V260L31 255L32 258L33 256L36 257V251L38 250ZM63 246H66V245H63ZM83 246V247H84ZM22 247V246H21ZM53 247V246H52ZM62 246H60L61 248ZM86 247V246H85ZM84 247V248H85ZM114 247V246H113ZM143 247V246H142ZM14 248V246H13ZM17 248V247H16ZM56 247H54L55 249ZM58 248V247H57ZM71 248V247H69ZM68 248V249H69ZM89 248V247H88ZM101 248V246H100ZM118 248V247H117ZM62 249V248H61ZM64 249V248H63ZM74 249V248H72ZM20 250V249H19ZM49 250V249H48ZM59 250V249H58ZM90 250V249H89ZM88 249L86 250H83V257L85 258V256H87V253L89 251ZM13 251V250H12ZM11 251V252H12ZM52 251V250H51ZM57 251V250H53L51 253H53V255L57 258H59V255L56 256V254H54V252ZM71 252V250H68ZM77 251V250H76ZM48 252V251H47ZM102 256L100 257V259L97 260L96 264H103L104 262H108V264H131V261L133 262V259L134 262L133 264H141V263H144L146 261H139L141 259L136 258V256L133 255V253L131 255H128L125 258H122V255L123 254V250L121 249L120 252L121 253H118L116 252V249H113V250H108L106 249V247H103L102 248ZM39 253V250L38 252ZM44 253V252H43ZM46 253V252H45ZM44 253V255H45ZM50 253V252H49ZM59 253V252H58ZM66 254V252H63ZM74 253V252H73ZM73 253H72V256H73ZM47 254V253H46ZM68 254V253H67ZM138 254V253H137ZM136 254V255H137ZM48 255V254H47ZM80 255V254H79ZM81 255V256H82ZM117 255V256H116ZM140 255V254H139ZM39 256V255H38ZM37 256V257H38ZM71 256V255H70ZM80 256V257H81ZM116 256V257H115ZM52 257V256H51ZM54 257V259H55ZM121 258V259H118ZM141 257V256H140ZM28 258V257H27ZM49 258V257H48ZM64 258V257H63ZM83 258V259H84ZM142 258V259H143ZM155 258V259H154ZM36 259V258H35ZM52 259V258H51ZM62 259V258H61ZM71 259V258H70ZM145 259V260H146ZM42 260V259H41ZM45 260V259H44ZM53 260V259H52ZM60 260V258H59ZM59 260L57 262H59ZM69 260V259H68ZM144 260V259H143ZM25 261H28V260H25ZM37 261V260H36ZM39 261V260H38ZM46 261V260H45ZM61 261V260H60ZM136 261V262H135ZM31 262V261H30ZM40 262V261H39ZM64 262V261H63ZM84 262V261H83ZM87 262V261H86ZM90 262V261H89ZM127 262V263H126ZM36 263V262H35ZM45 263V262H44ZM51 263V262H49ZM33 264V263H32ZM37 264V263H36ZM39 264V263H38ZM61 264V263H60ZM145 264V263H144Z\"/></svg>", "mask_w": 264, "mask_h": 264}, {"label": "snow or ice", "instance_id": "3", "mask_svg": "<svg viewBox=\"0 0 264 264\" xmlns=\"http://www.w3.org/2000/svg\"><path fill=\"white\" fill-rule=\"evenodd\" d=\"M137 2H140V0H137ZM229 2H231V0H229ZM125 4H128V0H124ZM180 3L182 6L187 7L190 3L191 0H180ZM207 3V0H205V4ZM202 7L204 5H201ZM258 8L261 14H264V0H255V2L248 8L245 9V11L249 12V14H251L252 10ZM237 11H239V9H237ZM20 16V12L16 11L12 13V17H19ZM231 18V14L229 16H225L224 19L225 20H229ZM5 19H8V17H5ZM218 19V17L213 16L212 20H216ZM244 22L247 23H252L253 21L251 20V15H249L248 17H245L244 21H241V23L243 24ZM232 26L234 27L235 24L233 23ZM97 35H99V33H97ZM166 35L171 36L172 40L176 39V33L172 32V33H166ZM208 39H212L211 36L208 37ZM243 43H247V41H243ZM261 44H264V38H262L261 40ZM130 47H139L138 44H133ZM167 48L172 49L174 55L169 56L168 60L170 61V66L172 68H178L179 64H180V58H179V54L180 53H186L187 57L189 59H191L193 57V52L189 49H187L185 46L181 45L179 48H173L172 43L169 42L166 45ZM100 49H97V52H99ZM127 51L126 48H124L123 46L121 47L120 52L116 53V55H121L123 52ZM197 52H199V49H196ZM94 55V54H93ZM223 55V54H221ZM255 55V53H253V56ZM220 57L218 56L216 58V60H214L211 64L208 65V68H212L213 70L209 73L207 78H203V73L202 72H196L193 71L191 73V75L193 77H201V79H197L192 83V87L187 88V89H183L180 88V84L176 85V88H180V91H187L189 94H191L193 97L196 96H203L204 95V91L206 89L212 88V89H220L222 86H224L223 82L227 81L229 77L232 76L233 74V70L236 69L237 70V74L239 72H243L244 68L243 66H241L239 69H237V64H239L240 62L237 61L236 63L233 64H226V65H221L219 63H217V61H219ZM249 59H252V56L249 57ZM93 60V56H89L87 59L82 60L81 64L83 65V71L80 74V88H86L87 84L86 81L89 77H92L94 75L93 72V65L91 63V61ZM45 63L47 64L48 61H45ZM52 63H55V61H52ZM213 65H215V67L213 68ZM127 67V65L125 66ZM208 68H205L204 71L207 72ZM45 72L48 71V69L45 67L43 69ZM261 79H264V73H261ZM127 77H125V80L127 81ZM184 79H188L187 76L184 77ZM258 81L253 79L252 80V84H257ZM144 85H141V88H143ZM67 89H65L66 91ZM173 91L175 92V89H173ZM233 91H235V88H233ZM179 96V93H176ZM231 97V92L228 93L227 96L225 95H220V102H224L227 101L229 98ZM87 99L90 101L92 100V96H88ZM166 100H171L172 97L170 96H166L165 97ZM180 99H183L182 96H180ZM155 100V98H154ZM146 107L151 108L152 105H146ZM249 106L247 104H245L244 106V111L246 114V110ZM204 111H207V109H205ZM197 118L199 119V114L197 116ZM165 123H168L167 121H165ZM195 127V126H194ZM104 140H107L108 137L104 136L102 137Z\"/></svg>", "mask_w": 264, "mask_h": 264}, {"label": "clouds", "instance_id": "4", "mask_svg": "<svg viewBox=\"0 0 264 264\" xmlns=\"http://www.w3.org/2000/svg\"><path fill=\"white\" fill-rule=\"evenodd\" d=\"M191 39V37H189Z\"/></svg>", "mask_w": 264, "mask_h": 264}]
</instances>
